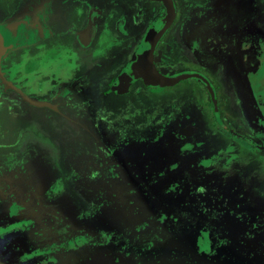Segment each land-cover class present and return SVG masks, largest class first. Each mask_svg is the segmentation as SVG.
Listing matches in <instances>:
<instances>
[{
	"label": "rangeland",
	"instance_id": "374dc122",
	"mask_svg": "<svg viewBox=\"0 0 264 264\" xmlns=\"http://www.w3.org/2000/svg\"><path fill=\"white\" fill-rule=\"evenodd\" d=\"M10 2L12 0H3L0 12L4 13ZM122 2L125 3L119 0L115 5ZM24 3L25 0L16 1L12 11L21 9ZM111 3L104 10V23H100L99 31L104 35L89 49L78 51L71 48L72 38L67 33H58L47 40L46 44L52 46V51L58 48L61 55L71 56L70 63L74 62V52L78 51V63H82L81 70L71 72L72 77L63 87L57 90L50 88L46 95L35 97L51 103L54 110L34 107L21 100L27 97L28 92L42 93L47 90V85H58L45 70L43 74L29 73L32 72V61L48 57L41 55L42 49L34 52V60L31 58L34 55L32 52L14 50L10 52V59L0 64V264H82L91 254L89 249L114 256L125 255L137 259V264H166L158 253L156 240L177 233L176 223L185 233L189 218H193L190 230L201 224L206 228L211 238L205 243H211V247L208 246L204 253L200 250L197 258H191L186 253L184 261L207 264L206 259L212 257L216 259L213 264H242L232 250L225 249L218 254L216 245L220 244V248H223L225 244L220 236L223 227L218 217L214 218L211 214L212 211L216 213L217 209L204 212L203 206L193 204L194 199L189 197L192 191L189 184L195 179L186 176L181 178L180 183L172 182L169 171L146 178L134 174L131 164L135 168L143 167L138 163L139 155L151 157L145 162L150 167L154 165L155 154L159 156L156 160L161 154H167L162 143L170 147L177 145L171 133L189 122V113L197 119L201 114L206 116V121L211 118L207 114L208 96L198 84L195 87L199 90L190 92L186 85L152 89L143 87L141 83L130 85L126 92L119 95L109 91L108 79L112 78L113 69L107 63L112 54L106 27H110L114 14ZM75 8L76 14L83 9L79 6ZM71 14H74V10ZM155 14L159 16L160 13ZM132 23V19H129L127 25ZM144 24L133 29L135 40L143 32ZM180 24L174 31L178 39H182V35L194 27L193 22L188 23L185 18L181 19ZM131 47L126 54L124 52V60L131 57ZM54 55L49 56L52 60L48 63L41 62L42 69L48 64L51 72H55L56 62L53 59L58 55ZM171 59L172 52L162 43L155 63L171 68ZM123 63L120 61L119 66L115 65V75ZM91 64H99L98 67L105 71V77L99 79ZM229 66L226 65L223 72L224 93L228 97L225 99L232 103L229 107L231 112L246 117L248 105L244 102L243 91L247 90V86L229 70ZM213 76L214 81H218V76ZM225 99H222L223 103ZM219 110L220 118L225 120L228 112L225 103ZM180 113L184 115L175 120L176 124L172 123ZM193 122L190 119L189 123ZM210 132L221 138L229 136L221 128H210ZM195 135V140L204 137L201 131ZM235 140L240 143L237 146L242 151L256 152L248 142ZM186 143L179 142V151L181 145L186 146ZM221 144L219 140L212 141L211 138L208 145H202L197 150L205 154L208 148L214 151ZM173 148L176 151V146ZM197 154L190 153L193 157ZM226 154L228 161L223 157L215 159L217 170L229 172L231 177L228 178L233 185L243 181L248 183L247 197L238 199V202L250 213L264 211V168L261 169L252 156L241 153L239 149L228 150ZM255 158L261 163L264 155L255 154ZM207 163L205 160L202 165ZM254 171L256 176L247 182L248 173ZM117 173L120 175L119 182L128 179L131 185L126 188V183L119 184L114 177ZM227 180L217 184L225 186ZM98 187L107 188L108 192L114 188L121 200H125L127 195L133 196L129 199V205L137 209L135 219L129 218L128 212L122 214L117 211L118 205L105 200L99 204L98 197L103 200L109 193H100ZM81 189L85 200L90 198L93 191L90 203L80 201ZM69 191L73 196L65 203L60 197ZM232 201L231 205H234ZM12 203L18 204L14 211L7 208ZM11 214L16 217L7 219L11 218ZM49 215L53 221L62 223L66 230L60 231L59 228V231L51 229L47 233L34 234L46 224ZM141 216H146L143 222L132 225ZM82 224H85L86 231L69 230L71 226ZM30 232H33L32 236H28ZM83 251L86 253L82 254Z\"/></svg>",
	"mask_w": 264,
	"mask_h": 264
},
{
	"label": "flooded vegetation",
	"instance_id": "af4514ba",
	"mask_svg": "<svg viewBox=\"0 0 264 264\" xmlns=\"http://www.w3.org/2000/svg\"><path fill=\"white\" fill-rule=\"evenodd\" d=\"M118 1L119 0L29 1V4L23 9L27 12L26 15L28 21L35 24V30L33 31L34 36L36 32L40 30L43 32L44 37L38 40H33V38H31L30 44L21 48V50H26L29 54L32 52L34 55L31 58L34 60L36 58L34 52L42 49L41 55H48V57H44L40 61H32V65L30 66L32 67V72L29 73L37 72L43 74V70H45L49 73L52 79L58 82V85H47V90L42 93L35 91L28 92L27 97L36 99L35 97L46 95L50 88L57 90L63 87L72 77L73 74H71V72L81 70L80 67L82 63H78L80 57L78 51L89 49L96 40L99 41V39H101V35H104V33L99 31L100 23H104V21L102 22L105 14L104 10L107 7H110L111 2V8L113 6L114 14L112 15L111 25H109L108 22L110 27H106V36L111 40L109 48L112 55L108 57L107 63L109 68L112 67L113 74L112 78L108 79V86L109 91L113 95L120 94L111 89V83L130 62L133 53L141 43L145 33H147L151 27L159 31L165 25L167 8L162 2L154 0H124L125 3L122 2L121 5L116 6L115 3ZM172 2L174 8L173 19L156 44L153 53L154 64L156 65L158 72L162 75L172 76L183 72H191L198 73L206 78L211 86V90L202 81L194 78L181 79L174 85H186L188 92L191 90H199L195 87L196 84L202 86L208 96L209 105L207 106V114L211 119L206 121V116H203L202 114L200 115V119H197L196 116H190V113H187L189 122L190 119L195 122H187V124H184L178 130L171 133L173 134L174 139L178 142L177 145L172 143L173 145L170 147L166 143H162L167 154H161V157L157 160L156 158L159 156L156 157L155 154L154 165H151L150 167L146 166L147 164L145 162L147 161V158L151 157L146 156L144 153L142 156L139 155L137 160L143 167L135 168L134 164H131L133 166L132 170L135 175H143L145 178L147 176L150 177L155 175L158 172L169 171V174L173 177L172 182L176 183H180L181 178L191 176L196 180L189 184L192 188L189 197L191 196L192 199H194L193 204L196 207L203 206L202 209L204 212L217 209L216 213L212 211L211 214L214 215V218L218 217L219 223L222 224L221 226L223 228L220 236L225 242L223 248H220V244L216 245L219 248L218 254L220 255V251L223 252L225 249L232 250L236 253L237 257L240 258L242 264H264V219H262L264 211H260L259 213L248 212L247 208L238 202V199L243 200L247 197L248 183H244L243 181L239 185H233L231 179L228 178L231 177V174L227 171L224 173L217 170V165L214 162L218 157H223L225 158V161H228L226 160V152L228 150L232 151L239 149L241 153L252 156L257 165H260L261 169L264 168V158L261 163L255 158V154L259 155V153H262L264 155V0H172ZM0 5H2V1L0 2ZM76 6L83 8L79 13L77 11V14ZM0 8H2V6H0ZM192 8H195V10L192 11ZM73 10L74 14H71ZM156 12H159V16H163V18H159V16L155 14ZM183 18L187 19L188 23L193 22L194 27L183 34L182 39H178L175 36L174 31L181 25L180 22ZM129 19H132V25H127ZM90 21L94 26L91 37H79L78 34L88 26ZM143 22H145L143 32L140 37L135 40L136 35L133 32V29L141 25ZM58 33H67L68 36L72 38L70 43L71 48L78 49V51L74 52V62H69L72 59L70 58L71 56L66 57L64 54L61 55V50L56 48V51H59L60 53L57 54L56 51H52V46L46 44L49 38ZM170 34L171 36H169ZM162 43L164 48L166 47L172 52L171 68H166L164 65L155 63L157 51H159ZM256 43L258 45H256L257 50L255 55L259 62H257L256 65L254 64V66L249 67L250 69L253 68L257 70L258 80L254 82L256 83V87L254 88L250 82L248 66L245 62L243 49L250 48ZM39 44L44 45L39 46ZM131 45V57L124 60L126 57L125 54L130 49ZM54 54L58 55L53 59L55 60L54 62H56L55 72H51V67L48 64L42 69L41 62L48 63L52 60L49 56ZM120 61L124 62L123 66L115 75V65L119 66ZM226 65H230L229 70L233 71L234 75H237L240 80L244 82L245 87L247 86V90L243 91L245 97L244 102L248 105V115H246V117L231 112L229 107L232 103L225 99H228L224 93L225 88L223 79V72L227 68ZM98 66L99 64L90 65V67L97 72V77L100 79L105 77V71ZM213 74L218 76V81H214ZM139 83H141L143 87L152 88L144 85L142 80L132 83L131 86ZM64 90L67 91L66 88ZM223 98L225 99V108L228 111L225 120H222L219 114V108L224 105L222 101ZM21 100H24V97ZM221 103H223V105H221ZM49 104L50 107L46 106L38 108L54 110L51 103ZM181 115L184 114L180 113L172 123H175V120ZM186 127H190L191 129L188 134L177 136L178 131ZM210 128H221L229 136H227V138L217 137V134L214 135L213 132H210ZM200 131L203 133L204 137L195 140V134ZM211 138L212 141L219 140L226 146L224 147L221 144L219 148L214 151L208 148V151L205 154H202V151L197 150L202 145H208ZM235 139H241L248 142L256 149V152H249L248 150L242 151L237 146L240 143L238 144ZM183 141L187 142L186 146L181 145L179 151V142ZM174 145L176 146V151L175 148H173L175 147ZM169 149L173 150L174 153L171 154V150ZM178 152H181L182 154H179ZM196 152L198 153L197 156L193 157L191 156L192 154L190 155V153ZM252 153L255 154L253 155ZM205 160L208 161V163L202 165V162ZM184 172H186V174ZM255 176V171L248 173L247 182ZM217 178L219 179L217 180ZM226 180L227 182L225 186H219L220 182ZM217 182H219V184H217ZM121 183H126V188L131 185V181L128 179L126 182H123V180L122 182H119V184ZM124 190L125 188L122 192H124ZM116 196L121 202V205H123L120 207V210L116 208L117 211L122 214L128 212L127 215L129 218L133 219L135 217L134 215L137 214V212L135 213V210L137 211V209L129 205V199L133 196L127 195L125 196V200H121L118 193ZM231 199L233 200L232 203H234V205H231ZM14 205L16 208L18 207V204L12 203L11 205H8L7 208L12 210V206ZM208 205L210 207H208ZM130 211H133V213ZM13 217L16 216L12 215L11 218L7 219L11 220ZM145 217L146 216H141L132 225H136L138 222H143ZM47 218L49 220H45L46 224L40 226V229L37 232H34V234L47 233L51 229H55V231L59 228H61L59 229L60 231L66 230V227H64L62 223L53 221L52 216L49 215ZM192 220L193 218L187 219L186 223L188 222V227L186 228L185 233H183L182 227L176 223L174 225L179 230L177 233H171L166 239L159 238L156 240L159 250L158 253L164 258L166 264H193L192 261H184L186 253H189L191 258H197L200 250L204 253L208 246L211 247V243H205L206 240L211 237L209 238V234L202 224L200 226L197 225L190 230L191 228L189 225L190 223H193ZM182 224H184V220ZM81 226L75 225L73 228L71 226L69 230L71 232H82V229L86 231L85 224H82ZM32 235L33 232L28 234V236ZM226 239H228V242ZM212 242H214V240ZM169 246L170 248H167ZM89 250H91V254L86 257L82 264H87L88 260L92 259L96 254L111 257L118 262L121 260L124 264H137L138 262L137 259H130L125 255L114 256L95 252L93 249ZM83 253L86 252L83 251L82 254ZM208 258L210 260L206 259L207 264H213L216 260L212 257Z\"/></svg>",
	"mask_w": 264,
	"mask_h": 264
},
{
	"label": "water",
	"instance_id": "95a60500",
	"mask_svg": "<svg viewBox=\"0 0 264 264\" xmlns=\"http://www.w3.org/2000/svg\"><path fill=\"white\" fill-rule=\"evenodd\" d=\"M154 1L162 2L167 8L166 23L159 31L151 27L147 33H145L141 43L133 53L130 62L111 83V89L116 93L122 94L128 90L132 83L138 80H142L144 85L148 87L162 88L172 86L181 79L194 78L202 81L211 90V86L206 78L198 73L183 72L177 75L168 76L162 75L156 69L153 53L159 38L168 28L173 19L174 8L172 0ZM26 13V11H23L0 24V60L7 53L28 46L31 42V38H33V40H38L44 37L43 32L40 30H38L34 36L33 31L35 30V24H32L28 21ZM10 25L12 26V29H9L11 31H8L7 28H9ZM93 30L94 26L90 21L88 26L83 31H81L78 36L90 38ZM8 37L9 39H7ZM24 100L35 107H50V104L44 101L29 97H24ZM190 130V127L181 129L178 131L177 136L186 135ZM87 264L124 263L121 260L118 262L111 257L96 254L92 259L88 260Z\"/></svg>",
	"mask_w": 264,
	"mask_h": 264
},
{
	"label": "trees",
	"instance_id": "16d2710c",
	"mask_svg": "<svg viewBox=\"0 0 264 264\" xmlns=\"http://www.w3.org/2000/svg\"><path fill=\"white\" fill-rule=\"evenodd\" d=\"M168 152H169V151H168ZM111 175H112V174H111ZM114 177L117 178V182L119 183V174L117 173L116 175H114ZM105 180H106V178L104 179V181H105ZM104 181H103V182H104ZM106 189H107V188H106ZM106 189H104L103 187H98V191H99L100 193H105V192L109 193V194H108L103 200H102V198L100 199V196H99V197H98V203L101 204L102 201L105 200L107 203H112V204L118 205L116 208H118V210H120V207H122L123 205H121V202L119 201L118 197L116 196L118 192H116V191L114 190V188H113L112 191H110V192H108V189H107V191H106ZM92 192H93V191L90 192V195H89L90 198L87 199V200H85V199L83 198V196H82V194H83V190L81 189V192L79 193L80 196H81L80 199H81L82 201H85V202H87V203H90V201H91V199H92V197H91ZM86 194H89V193H86ZM92 195H94V194H92ZM72 196H73V195L70 193V191H69V192H64V193L61 195L60 199H61L63 202L67 203V202L70 201L68 198H70V197H72ZM101 197H102V196H101Z\"/></svg>",
	"mask_w": 264,
	"mask_h": 264
},
{
	"label": "bare ground",
	"instance_id": "6f19581e",
	"mask_svg": "<svg viewBox=\"0 0 264 264\" xmlns=\"http://www.w3.org/2000/svg\"><path fill=\"white\" fill-rule=\"evenodd\" d=\"M256 45H258V44L256 43L255 45L251 46L250 48H244L243 49V52L245 55V62H246V65L248 66V73H249L250 82L252 83V86L254 88L256 87V83H254V82L258 80L257 79V70H255L253 68L250 69L249 67L254 66V64L256 65V63L259 62V60L256 59V55H255V52L257 50ZM263 104H264V100H263ZM15 208H16L15 205L12 206V210H14ZM167 248H170V246Z\"/></svg>",
	"mask_w": 264,
	"mask_h": 264
},
{
	"label": "crops",
	"instance_id": "0c3cea01",
	"mask_svg": "<svg viewBox=\"0 0 264 264\" xmlns=\"http://www.w3.org/2000/svg\"><path fill=\"white\" fill-rule=\"evenodd\" d=\"M2 2H3V0H1ZM16 1H18V0H12V2H10L9 3V5L6 7V11L4 12V13H2V11L0 12V15H1V13H2V15L0 16V24H1V22H4V21H7V20H9L10 18H12V17H14L15 15H17V14H19V13H21V12H23L24 11V7H26V5H28L29 4V1L31 2V0H25V3H24V6L21 8V9H19V10H16V11H12V7H13V5H14V3L16 2ZM24 0H22V2H23ZM8 29V31H11V30H9V29H12V26L10 25L9 26V28H7ZM4 31V30H3ZM7 39H9V37L7 38ZM138 42V41H137ZM12 54H9V53H7V54H5L3 57H2V59L0 60V64H2L6 59H10V56H11ZM0 79H1V77H0ZM196 235V234H195ZM193 240H194V237H193Z\"/></svg>",
	"mask_w": 264,
	"mask_h": 264
}]
</instances>
